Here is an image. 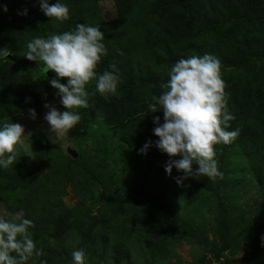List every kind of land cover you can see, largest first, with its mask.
Returning a JSON list of instances; mask_svg holds the SVG:
<instances>
[{"label": "rangeland", "instance_id": "obj_1", "mask_svg": "<svg viewBox=\"0 0 264 264\" xmlns=\"http://www.w3.org/2000/svg\"><path fill=\"white\" fill-rule=\"evenodd\" d=\"M61 2L70 9L63 22L38 0H0L8 8L0 7V48L10 52L0 61V123L21 124L31 144L29 156L0 169V210H23L34 223L29 231L43 255L25 264H70L76 249L86 264H264V0H170L167 9L156 0ZM78 23L104 32L107 55L96 71L116 64L118 95H101L90 81L89 108L74 109L80 124L53 143L44 105L66 110L49 83L56 74L23 54L34 37ZM204 53L221 61L235 117L229 130L239 136L215 145L222 179L177 184L182 173L166 174L170 157L139 110L162 94L176 61ZM154 114L162 124L163 111ZM149 141L147 154H138Z\"/></svg>", "mask_w": 264, "mask_h": 264}, {"label": "clouds", "instance_id": "obj_2", "mask_svg": "<svg viewBox=\"0 0 264 264\" xmlns=\"http://www.w3.org/2000/svg\"><path fill=\"white\" fill-rule=\"evenodd\" d=\"M40 10L56 21L70 18L67 4L57 0H38ZM7 13L6 5L0 6ZM18 15H27V9ZM104 32L99 25L88 23L76 24L75 29L61 34L34 37L26 44L23 57L29 61L43 62L44 74L51 70L56 78L49 81L56 89L60 104L66 109L59 111L55 106L45 104L48 109L44 120L54 134L56 143L60 134H67L82 120L78 108H89L90 93L86 85L96 81V91L101 95H118L120 73L116 64H110L109 70L102 74L96 71L101 58L107 55L103 43ZM10 54L7 48H0V61H7ZM169 79L161 85L164 89L159 96L152 95L148 102L151 113L163 111V123L160 117L153 118L156 125L153 134L159 139L155 146L170 159L165 165V172L171 175L173 168L182 175L176 178L177 184L197 175L215 180L223 178L215 159V145L231 144L239 136V129L229 130L230 121L235 117L228 109L226 84L221 77V61L218 57L204 53L191 55L176 61L168 72ZM59 78H67V83H60ZM30 98H26L28 102ZM31 119H36L34 109H28ZM153 142H146L138 154H147ZM30 133L25 134L19 123H0V169L13 167L17 157L28 155ZM179 156V159L171 157ZM193 165L198 167L194 168ZM34 227L31 219L25 218L23 210L15 213L0 210V264H25L33 256L43 255L31 238L30 228ZM13 253L15 255H13ZM70 264H86L83 249L72 251ZM41 264H47L42 260Z\"/></svg>", "mask_w": 264, "mask_h": 264}, {"label": "trees", "instance_id": "obj_3", "mask_svg": "<svg viewBox=\"0 0 264 264\" xmlns=\"http://www.w3.org/2000/svg\"><path fill=\"white\" fill-rule=\"evenodd\" d=\"M156 1L159 2V3H162L161 5H162V7L165 8V9H167V8L169 7L168 4H167V2H170V0H168V1H166V0H156ZM164 1H165V2H164ZM177 8H179V9H183V8H186V7H184L182 4H180V5L177 6ZM186 9H187V8H186ZM258 57H259V58L262 57V58L264 59V55L261 54V53L258 54ZM224 63H226L227 65L231 66V62L228 64V62L225 61ZM140 109H141V110H139V113H142L143 116H148L151 120H153V118L157 116L156 114L149 112L148 109H145L144 106H142ZM260 163H262V164L264 165V159H263L262 162H260ZM252 176H253L254 178L257 177L256 179H257L258 181H259V180L261 181V179H262V178H261V174L258 173V171H256V172L254 171ZM96 197H97V196H96Z\"/></svg>", "mask_w": 264, "mask_h": 264}]
</instances>
